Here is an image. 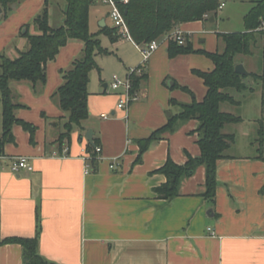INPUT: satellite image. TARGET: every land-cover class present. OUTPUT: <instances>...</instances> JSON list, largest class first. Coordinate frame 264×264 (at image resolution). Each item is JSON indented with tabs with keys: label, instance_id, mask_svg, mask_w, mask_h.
Instances as JSON below:
<instances>
[{
	"label": "crops",
	"instance_id": "crops-1",
	"mask_svg": "<svg viewBox=\"0 0 264 264\" xmlns=\"http://www.w3.org/2000/svg\"><path fill=\"white\" fill-rule=\"evenodd\" d=\"M219 1L224 8L226 2L235 0ZM257 1L249 2L251 8ZM46 5L50 26H63L65 0H19L7 14L3 10L0 54L16 59L28 49L26 27L30 25V34L39 33L33 21ZM110 11L109 6H99L93 0L91 33L116 28ZM214 25H218L217 14L182 24L173 32H181L195 50L214 53L224 49L219 34L226 33L219 27L214 30ZM167 36L159 40L158 50L144 63L133 40L122 35L112 43L105 34L99 35L101 46L110 54L98 55L100 70L90 73L89 117L83 122V130L76 129L70 141L62 145L58 139L65 132L67 115L55 94L63 84L62 72L82 58L84 43L70 40L61 49L56 60L47 65L44 85L34 89L30 81L10 83L13 101L20 105L16 117L33 125L35 131L31 134L15 124L14 140L4 146L3 154L27 157L34 169L12 172L9 161L0 160V240L33 238L39 222V253L54 264H264V149L257 141L264 114L260 108L250 118L236 110L242 104L238 96L255 90L233 93L240 105H221L223 112L240 116L243 122L226 125L223 130L236 139L217 163L214 201L203 196V166L182 181L180 196L174 200H161L154 192L167 181L154 172L168 158L184 165L188 155L200 157L196 120L180 124L174 133L163 134L137 162L139 141L165 127L171 116L181 111L171 100L190 104L193 97L199 102L204 99L207 89L194 71L215 68L201 53L171 58ZM104 39L112 50L103 46ZM106 57L115 59L112 64L118 74L113 77L124 81L131 69L141 66L147 76L136 92L137 99L123 109L118 106L126 90L121 87L114 91L113 77H104L106 66L99 60ZM255 83L263 90L264 82ZM2 113L0 95V139ZM247 120H253L254 125L242 130ZM90 130L101 148L96 168L84 158ZM0 264H24L21 245H1Z\"/></svg>",
	"mask_w": 264,
	"mask_h": 264
},
{
	"label": "trees",
	"instance_id": "trees-1",
	"mask_svg": "<svg viewBox=\"0 0 264 264\" xmlns=\"http://www.w3.org/2000/svg\"><path fill=\"white\" fill-rule=\"evenodd\" d=\"M19 0H0L4 13L7 14L11 6ZM65 24L59 28H53L49 22L48 5L34 19L33 25L39 33L30 34L29 26L24 36L28 39L29 47L20 52L16 59H11L5 54H0V95L3 106V133L0 139V153L4 146L14 140L12 129L15 124L22 125L31 134L35 127L19 120L15 111L20 105L13 101L10 83L12 81H30L36 89L38 84L44 85L47 80V65L56 60L61 49L70 40H81L84 45V53L81 59L73 62L72 67L62 72L63 84L56 92L60 107L67 115L65 132L60 135V145L65 140L70 141L71 133L76 129L83 130V122L89 117L88 109V85L90 73L100 70L96 57L106 56L110 52L101 46L99 35L105 34L112 43L122 38L118 28H104L99 33L93 34L89 28V12L93 0H65ZM124 14L129 34L138 46L149 45L152 41L161 40L170 35L180 25L203 21L207 16L216 15L221 7L219 0H129L124 4L122 0H116ZM264 21V0L255 3L252 9L245 15V32L221 33L219 37L224 43L223 51L209 53L204 50H195L192 43L187 40L184 45L176 41H169V56L191 53H201L214 63V70L210 72L194 71L199 76L207 89L202 101L193 97L190 104H180L171 100V104L179 105L181 111L171 116L168 124L154 132L149 138L139 141L140 153L138 161L147 152L152 143L161 140L163 134L174 133L178 126L190 120H196L198 127V145L201 150L200 157L194 158L188 155L184 165L175 163L171 158L154 173L162 174L167 181L154 189L155 194L161 200L172 201L180 196V188L185 178L195 174L198 167L206 170V191L203 196L214 201L217 189V163L225 158V152L235 142L234 134L223 132L226 125L243 122L242 117L221 110V105H240L233 93L253 92L247 79L253 78L255 82H264V71L261 74L250 73L243 76L235 71L236 56L253 54L252 48L257 44L258 37L263 38L264 32L257 31ZM264 62V61H263ZM147 76L143 70L142 75L132 77L131 93L135 94L140 88L141 82ZM183 90L192 94L187 87ZM194 96V95H193ZM82 137V134L80 135ZM80 137V138H81ZM261 148L264 149V127L259 121L258 139ZM100 142L94 139L93 143L86 147L91 157V166L96 168L98 164L97 147ZM41 226L38 222L37 234L33 238L11 237L0 240V246L5 244H19L23 249L24 264H54L39 253V236Z\"/></svg>",
	"mask_w": 264,
	"mask_h": 264
},
{
	"label": "rangeland",
	"instance_id": "rangeland-1",
	"mask_svg": "<svg viewBox=\"0 0 264 264\" xmlns=\"http://www.w3.org/2000/svg\"><path fill=\"white\" fill-rule=\"evenodd\" d=\"M102 0H95V2L99 6H106L104 4V1ZM251 0H235L226 2L225 7L222 9H219L217 13V19H218V25H214V30H217L219 27L221 30H224L226 33H236V32H245V22H244V15L247 13V11L251 8L252 5H250ZM109 6V5H107ZM110 8V6H109ZM111 9V8H110ZM252 9V8H251ZM93 13V11H92ZM226 13H229V16L227 17ZM92 23L94 24V18L91 17ZM221 33V31H219ZM218 33V34H219ZM220 43H222V39H220ZM103 46H108L110 50H112L111 46L109 45L108 41L104 39ZM223 51V48L220 47V52ZM253 54L249 56L245 55H238L235 58L236 62H241L244 67L251 71V72H258L262 73L264 71V39L261 37H258L257 44L252 48ZM115 59L113 57H106L99 60V63L105 64L106 70L104 71V77L106 79L111 80L113 77V74L116 73V65L114 66L112 63ZM94 72V71H93ZM103 74V73H102ZM247 83L249 86L253 87L255 92L254 93H245L241 96H238L239 99H241L242 104L239 106L236 110L240 114H245V116H251L250 118H253L255 114H258L260 108L261 111L264 114V94L262 93L263 90L258 88V85L255 83L253 78H248ZM263 106V107H262ZM254 122L253 120H247L245 123L242 124V130L244 129H250V126H253Z\"/></svg>",
	"mask_w": 264,
	"mask_h": 264
},
{
	"label": "built area",
	"instance_id": "built-area-1",
	"mask_svg": "<svg viewBox=\"0 0 264 264\" xmlns=\"http://www.w3.org/2000/svg\"><path fill=\"white\" fill-rule=\"evenodd\" d=\"M104 4L109 5L111 8L110 11V17L113 21V24L116 28L119 29V32L124 37H127L132 40L129 30L127 27V24L125 22L124 14L121 11L120 7L118 6V3L116 0H103ZM124 4H127L129 0H122ZM223 5L220 7L222 8ZM257 31L264 32V21H262L260 28L257 29ZM168 40L176 41L179 45H184L186 43L185 37L182 35L181 32H173L170 35L167 36ZM160 46L159 40L152 41L149 45H146L144 47L139 46L140 51L144 58V63H146L149 58L155 53ZM143 73V67H137L133 68L129 71L128 77L123 81L118 76L113 77V83H112V89L114 91L120 89L121 87H124L126 90L125 95L122 97L119 109H123L127 107L130 103L135 101L137 99L136 93L132 94V77L134 75H142ZM97 153L101 152V148L97 147L96 149ZM85 160L89 162L91 160L90 154L85 151ZM0 160L9 161L10 170L12 172H19L21 170H28L32 171L34 169L33 165L29 161L27 157H9L7 155H4L3 153H0ZM111 168H115V165H112ZM89 171V165H87V172Z\"/></svg>",
	"mask_w": 264,
	"mask_h": 264
},
{
	"label": "water",
	"instance_id": "water-1",
	"mask_svg": "<svg viewBox=\"0 0 264 264\" xmlns=\"http://www.w3.org/2000/svg\"><path fill=\"white\" fill-rule=\"evenodd\" d=\"M2 13H3V9L0 5V16L2 15ZM235 71L238 74L243 75V76H248L250 74L249 71H247V69L242 64H237L235 66ZM86 138H87L88 142L92 144L93 143V131H91V130L88 131L86 133Z\"/></svg>",
	"mask_w": 264,
	"mask_h": 264
}]
</instances>
